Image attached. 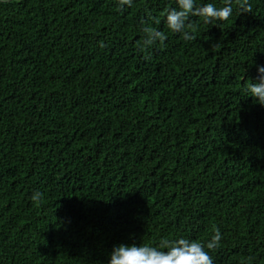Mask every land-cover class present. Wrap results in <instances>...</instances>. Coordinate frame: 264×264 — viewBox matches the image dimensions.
<instances>
[{
  "label": "trees",
  "instance_id": "16d2710c",
  "mask_svg": "<svg viewBox=\"0 0 264 264\" xmlns=\"http://www.w3.org/2000/svg\"><path fill=\"white\" fill-rule=\"evenodd\" d=\"M249 2L219 26L190 17L186 41L166 25L175 0H0V264H107L119 244L217 228L214 264H264V105L246 91L264 0ZM146 25L167 36L150 59Z\"/></svg>",
  "mask_w": 264,
  "mask_h": 264
},
{
  "label": "clouds",
  "instance_id": "9594fccd",
  "mask_svg": "<svg viewBox=\"0 0 264 264\" xmlns=\"http://www.w3.org/2000/svg\"><path fill=\"white\" fill-rule=\"evenodd\" d=\"M234 2L238 6L239 15L252 12L249 0H224L221 7H217L213 3L197 6L195 0H175L176 7L167 9L165 12L166 25L171 32L182 34L184 40H194L193 33L196 31L197 25L190 22V17H199L205 24L219 26L214 22L228 21L233 14L232 5ZM118 4L122 10L125 5L131 7L133 0H118ZM155 22L159 23V20ZM143 32L145 37L139 47L145 53V59H150L148 50L157 42L163 47L167 36L151 25L144 26ZM101 47H104L103 42H101ZM246 91L249 93V97L253 98L254 103L264 105V66H258L256 82L247 85ZM42 195V193L36 192L32 196V200L38 201ZM222 238V234L217 228L206 245L186 238L164 239L160 242L159 247L135 243L131 245L119 244L113 247L107 264H214L208 250L218 249Z\"/></svg>",
  "mask_w": 264,
  "mask_h": 264
}]
</instances>
